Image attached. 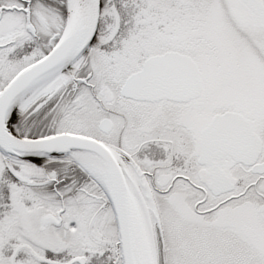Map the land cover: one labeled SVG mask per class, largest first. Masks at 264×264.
Instances as JSON below:
<instances>
[{
    "label": "snow or ice",
    "instance_id": "snow-or-ice-1",
    "mask_svg": "<svg viewBox=\"0 0 264 264\" xmlns=\"http://www.w3.org/2000/svg\"><path fill=\"white\" fill-rule=\"evenodd\" d=\"M0 264H264V0H0Z\"/></svg>",
    "mask_w": 264,
    "mask_h": 264
}]
</instances>
